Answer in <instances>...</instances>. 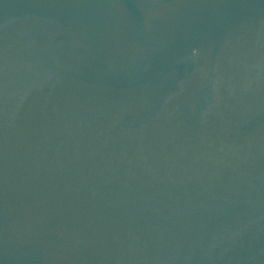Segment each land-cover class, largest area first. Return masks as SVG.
<instances>
[{
	"label": "water",
	"instance_id": "1",
	"mask_svg": "<svg viewBox=\"0 0 264 264\" xmlns=\"http://www.w3.org/2000/svg\"><path fill=\"white\" fill-rule=\"evenodd\" d=\"M0 264H264V0H0Z\"/></svg>",
	"mask_w": 264,
	"mask_h": 264
}]
</instances>
